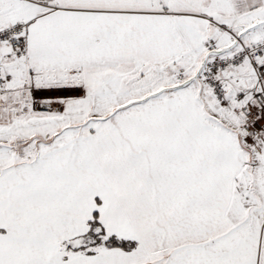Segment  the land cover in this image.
I'll return each mask as SVG.
<instances>
[{
	"label": "snow or ice",
	"instance_id": "snow-or-ice-1",
	"mask_svg": "<svg viewBox=\"0 0 264 264\" xmlns=\"http://www.w3.org/2000/svg\"><path fill=\"white\" fill-rule=\"evenodd\" d=\"M0 264H264V0H0Z\"/></svg>",
	"mask_w": 264,
	"mask_h": 264
}]
</instances>
